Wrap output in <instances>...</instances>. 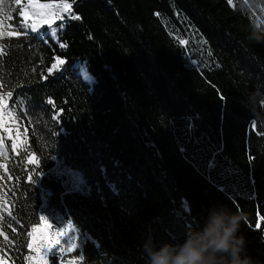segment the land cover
I'll return each mask as SVG.
<instances>
[{
    "label": "trees",
    "instance_id": "obj_1",
    "mask_svg": "<svg viewBox=\"0 0 264 264\" xmlns=\"http://www.w3.org/2000/svg\"><path fill=\"white\" fill-rule=\"evenodd\" d=\"M53 11L80 19L56 20L53 37L50 11L0 0V95L13 92L0 126L6 264H29L43 214L80 241L48 264H146V241H183L213 204L243 215L247 251L264 264V41L248 38L264 0H76Z\"/></svg>",
    "mask_w": 264,
    "mask_h": 264
},
{
    "label": "clouds",
    "instance_id": "obj_2",
    "mask_svg": "<svg viewBox=\"0 0 264 264\" xmlns=\"http://www.w3.org/2000/svg\"><path fill=\"white\" fill-rule=\"evenodd\" d=\"M248 38L264 41V20L254 22ZM242 219L226 205L213 204L203 224L189 228L183 241H166L158 247L146 241V264H255L240 231Z\"/></svg>",
    "mask_w": 264,
    "mask_h": 264
},
{
    "label": "snow or ice",
    "instance_id": "obj_3",
    "mask_svg": "<svg viewBox=\"0 0 264 264\" xmlns=\"http://www.w3.org/2000/svg\"><path fill=\"white\" fill-rule=\"evenodd\" d=\"M28 2L32 5H34L41 13H44L45 10L50 11L52 13L53 18L52 19H46L44 20V23L47 24L49 26V28L51 29L52 35L53 37H55L56 35V29L52 27L53 24H55L56 20H60L61 22L65 21V20H79L80 17L78 15H70V16H66V15H59L58 13H56L55 11H53V9L58 6V5H62V11L65 14L71 13L72 12V8H73V4L76 2V0H72V3H69V0H50V3L48 4H40L39 0H28ZM229 4L232 3V0H228ZM16 3L19 4L20 0H16ZM19 11V9H17ZM60 27H63V23L60 24ZM38 28V25L33 24L31 26V31L32 32H36ZM27 31V26L24 27V33H26ZM23 33L21 31H14V32H8L7 36L9 37H19L21 36ZM5 35V33L3 31H0V37H3ZM65 44H61L60 47H65ZM0 50H2V46H0ZM66 61L63 59H59L58 63H54L52 64L51 67H49L47 69V72L51 75L53 73L54 69L57 70H61L59 68V66L65 65ZM47 77H44V79H46ZM4 87L2 84H0V88ZM5 96L7 97H12L13 96V92L12 91H8L2 95H0V126L3 125L4 122V116H5V108L7 107V102L5 100ZM51 103V101H49ZM57 118H62L60 116V114H58ZM55 119V118H54ZM29 163L32 165H39L40 161L37 160L35 157H33L32 159L29 160ZM0 167H3L2 165H0ZM33 172L35 173V175H30L28 177V182L29 184L32 186L35 182L36 179L38 178V176L40 175V171H39V167H35L33 169ZM40 220L41 221H48L49 219L44 216L41 215L40 216ZM46 228H51L52 225L49 223L45 224ZM72 225L69 222V230H71ZM67 232L64 229H61L58 234H57V238H52V237H45L43 235L41 236H37L35 233H30V235H32V243L28 244V247L30 249H34L38 254L41 251L40 245L44 243L45 239L47 240V250L50 251L52 246L54 244L59 243L58 240V236L60 235H66ZM0 236H4L5 240H8L9 237L6 236L4 234L3 231H0ZM76 247V245H70L69 248L67 249V251H72L73 248ZM0 251H2V249H0ZM63 251V250H62ZM80 259H83V257H80ZM0 264H6L4 257L2 255H0ZM70 264H73V262H70Z\"/></svg>",
    "mask_w": 264,
    "mask_h": 264
},
{
    "label": "rangeland",
    "instance_id": "obj_4",
    "mask_svg": "<svg viewBox=\"0 0 264 264\" xmlns=\"http://www.w3.org/2000/svg\"><path fill=\"white\" fill-rule=\"evenodd\" d=\"M22 17L26 25L30 28L33 24L40 25V22L37 21L39 18V14L36 13L32 7L24 8L22 10ZM72 178H75V182L77 183L78 178L76 175H71ZM49 220L48 221H39V223L32 229L31 233H35L38 237L43 235L45 237L57 238V234L61 229H64L67 234L58 236L59 243L54 244L50 251L47 250V240L45 239L44 243L40 245L41 251L38 254L34 249H30V254L28 258L29 264H48V257L50 254L54 252L61 251L67 252V249L70 245L78 246L80 244L79 238L75 233L74 228L72 227L69 230V223L65 222V220L60 215H49L43 214ZM49 223L52 225L51 228H46L45 224ZM30 243H32V235H30ZM75 248V247H74Z\"/></svg>",
    "mask_w": 264,
    "mask_h": 264
}]
</instances>
